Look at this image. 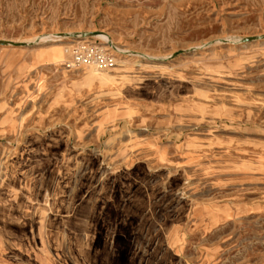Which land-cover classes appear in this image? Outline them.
<instances>
[{
  "label": "rangeland",
  "instance_id": "rangeland-1",
  "mask_svg": "<svg viewBox=\"0 0 264 264\" xmlns=\"http://www.w3.org/2000/svg\"><path fill=\"white\" fill-rule=\"evenodd\" d=\"M1 103L0 264H264V0H0Z\"/></svg>",
  "mask_w": 264,
  "mask_h": 264
},
{
  "label": "built area",
  "instance_id": "built-area-1",
  "mask_svg": "<svg viewBox=\"0 0 264 264\" xmlns=\"http://www.w3.org/2000/svg\"><path fill=\"white\" fill-rule=\"evenodd\" d=\"M75 43L71 51V59L65 63L68 68L108 70L117 65V56L112 47H104L87 39L78 40Z\"/></svg>",
  "mask_w": 264,
  "mask_h": 264
},
{
  "label": "crops",
  "instance_id": "crops-1",
  "mask_svg": "<svg viewBox=\"0 0 264 264\" xmlns=\"http://www.w3.org/2000/svg\"><path fill=\"white\" fill-rule=\"evenodd\" d=\"M32 52H33V50H32ZM24 62H26V63H30V64H36V65H38V64H42L41 62H34L33 61V56H31L30 58H26L25 60H24ZM47 63V62H46ZM43 65H45V63L43 64ZM7 108H5L4 107V104L3 103H1L0 104V120L2 121V127H3V129L5 130L4 132L5 133H7V128H10V126H12V124H8L7 122H9V120H8V117H7Z\"/></svg>",
  "mask_w": 264,
  "mask_h": 264
},
{
  "label": "bare ground",
  "instance_id": "bare-ground-1",
  "mask_svg": "<svg viewBox=\"0 0 264 264\" xmlns=\"http://www.w3.org/2000/svg\"><path fill=\"white\" fill-rule=\"evenodd\" d=\"M93 36H97V37H100V38H104V39H106V37H104V36H102L101 34L100 35H96V33H93L92 34ZM80 36H83L82 34L80 35ZM57 38V40H61L62 39V35L61 36H57L56 37ZM47 40V39H46ZM41 42V41H40ZM43 42V41H42ZM45 42V41H44ZM48 42V41H47ZM106 43V42H105ZM110 43V42H109ZM107 43L110 47H112L115 51H118L119 49H117V48H115V46H112V45H110V44H112V43ZM13 44L14 45H17L15 42H13ZM119 52V51H118ZM121 52V51H120ZM63 52L62 51H60V50H58V51H53V53H52V56H59L60 54H62Z\"/></svg>",
  "mask_w": 264,
  "mask_h": 264
}]
</instances>
